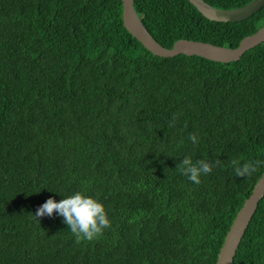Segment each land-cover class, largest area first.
<instances>
[{
    "label": "trees",
    "instance_id": "obj_1",
    "mask_svg": "<svg viewBox=\"0 0 264 264\" xmlns=\"http://www.w3.org/2000/svg\"><path fill=\"white\" fill-rule=\"evenodd\" d=\"M234 10L253 0H204ZM165 48H237L264 7L210 21L189 0H134ZM122 0H0V264H216L264 174V43L238 62L159 57L125 28ZM190 134L197 135L194 145ZM220 161L196 184L183 159ZM83 191L111 227L77 241L64 218L35 216ZM234 264H264V198Z\"/></svg>",
    "mask_w": 264,
    "mask_h": 264
},
{
    "label": "water",
    "instance_id": "obj_2",
    "mask_svg": "<svg viewBox=\"0 0 264 264\" xmlns=\"http://www.w3.org/2000/svg\"><path fill=\"white\" fill-rule=\"evenodd\" d=\"M189 1L208 20L224 23L246 21L264 7V0H253L248 5L234 10L218 9L204 0ZM122 2V19L125 28L147 50L159 57L173 58L179 55L198 56L214 62L228 64L238 62L246 52L264 43L263 27L255 34L245 37L237 48H226L191 40H179L172 48H165L154 39L140 20L134 7V0H122ZM263 198L264 174L255 185L251 196L237 213L220 250L217 264H234L236 254Z\"/></svg>",
    "mask_w": 264,
    "mask_h": 264
},
{
    "label": "clouds",
    "instance_id": "obj_3",
    "mask_svg": "<svg viewBox=\"0 0 264 264\" xmlns=\"http://www.w3.org/2000/svg\"><path fill=\"white\" fill-rule=\"evenodd\" d=\"M189 139L194 145L198 140L196 134H190ZM220 163V161H216L213 164L206 159L194 162L190 156H186L178 169L190 181L199 184L201 182L200 177L211 172L212 168ZM233 164L235 165V175L246 177L255 173L261 164H264V161L256 160L243 164L239 161H233ZM54 213H58L64 218V222L77 241H92L99 238L105 229L111 227V220L105 205L97 197L88 195L83 191H76L59 202L54 198H49L37 209L35 216H52Z\"/></svg>",
    "mask_w": 264,
    "mask_h": 264
},
{
    "label": "rangeland",
    "instance_id": "obj_4",
    "mask_svg": "<svg viewBox=\"0 0 264 264\" xmlns=\"http://www.w3.org/2000/svg\"><path fill=\"white\" fill-rule=\"evenodd\" d=\"M217 261H218V259H217ZM217 264V263H216Z\"/></svg>",
    "mask_w": 264,
    "mask_h": 264
}]
</instances>
